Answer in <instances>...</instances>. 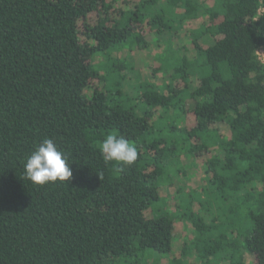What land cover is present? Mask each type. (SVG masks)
<instances>
[{"label":"trees","instance_id":"obj_1","mask_svg":"<svg viewBox=\"0 0 264 264\" xmlns=\"http://www.w3.org/2000/svg\"><path fill=\"white\" fill-rule=\"evenodd\" d=\"M161 2L199 24L175 33L176 78L140 83L127 107L124 64L95 59L129 40L142 51L164 26L157 0H0V264H264V0ZM113 132L137 147L132 166L102 158ZM46 138L68 183L26 178ZM194 163L193 187L180 180ZM175 220L191 238L173 257Z\"/></svg>","mask_w":264,"mask_h":264},{"label":"rangeland","instance_id":"obj_2","mask_svg":"<svg viewBox=\"0 0 264 264\" xmlns=\"http://www.w3.org/2000/svg\"><path fill=\"white\" fill-rule=\"evenodd\" d=\"M212 2V0H209ZM157 8L156 9H162L164 11V14H162L161 22L164 24V26L161 25V23L157 24L158 19L156 23L152 24L151 29H154V32L151 33L147 37V42L145 47L141 48L142 51L133 52L134 49H136V45H133L132 40H129L127 43H124L123 45H114L111 47L110 52L112 53L113 58L110 56L107 60L104 61V58L102 56H98L95 59L96 63H104L108 61V64H119L122 63L125 66V70L121 72V75L124 73L126 74L127 78L129 79L126 84H124V91L125 94L121 96H114V98H119L121 102H125V105L127 107H131V105H134V96H136L137 87L140 86V83H151L150 85H155L161 87L163 82H171L176 78L175 75V69L177 67L182 66V61L180 57L177 55L176 51V43L177 36L176 32H179L178 34H181L185 32L186 39L188 38V30L193 28H196L199 24V21H191L187 22L184 29L181 27V23L178 22L179 16L177 12H169L168 8L165 7V3L161 2V0H157L156 3ZM160 15V13H159ZM168 26V27H167ZM182 30V31H181ZM158 33H157V32ZM181 31V32H180ZM156 32V33H155ZM189 36H192L191 38H196L199 36V32L196 31H189ZM208 38V37H206ZM205 44L207 45L209 42H207V39H205ZM186 42V40H185ZM184 42V43H185ZM184 43H181L180 46ZM175 48V49H174ZM174 49V50H173ZM105 56H107L105 54ZM160 67L159 73H154V68ZM104 68V65L102 66ZM152 72V74H151ZM193 73L198 74L197 71H194ZM193 77V76H192ZM196 79V78H194ZM110 82H116L115 78H112L109 80ZM176 81V80H175ZM174 81V82H175ZM97 85V81L93 80L91 82V88ZM112 83L107 84V88L111 89ZM141 91L142 89H139ZM128 94V96L126 95ZM175 116V115H174ZM177 116V114H176ZM181 117V116H180ZM170 118L164 117L160 120V124L156 127V129L161 128L165 129L167 125L169 124ZM189 123L192 124V120H189ZM182 126V124H181ZM155 135V133H153ZM186 157L183 156L182 160L183 162H186ZM206 158V155L200 156L196 159L197 164H202L204 162V159ZM196 163H194L193 168L195 169L197 166ZM187 170L190 171L192 169H189L187 167ZM171 176V174L169 173ZM202 176V167L201 169L198 168L197 170H194V174L189 180L187 177H182L180 181L185 183L186 185H191L194 187V183L197 181L198 178ZM166 176L164 175L160 179V183L165 182ZM167 182V181H166ZM198 183V181H197ZM189 187V186H188ZM175 190V187L171 188L168 193H172ZM169 194V195H170ZM167 199V198H166ZM164 201V200H163ZM177 202L175 200H172L169 202V207L175 208ZM214 209V208H213ZM181 221L175 220V229L174 234L178 236V238L175 237V244L174 248L172 249V255L173 257L178 256L179 251H175V247L180 245L179 240L183 237H189L190 234L183 233L182 227L179 224ZM180 237V238H179ZM211 258H208V261L210 264H218L215 260L211 261ZM161 264H166L167 259H161ZM208 264V263H207ZM219 264H229V262L225 263H219Z\"/></svg>","mask_w":264,"mask_h":264},{"label":"clouds","instance_id":"obj_3","mask_svg":"<svg viewBox=\"0 0 264 264\" xmlns=\"http://www.w3.org/2000/svg\"><path fill=\"white\" fill-rule=\"evenodd\" d=\"M99 151L106 162L120 166H132L137 160V147L115 132L107 134L99 145ZM26 178L36 186L68 183L72 177L68 157L57 143L46 138L26 158Z\"/></svg>","mask_w":264,"mask_h":264},{"label":"built area","instance_id":"obj_4","mask_svg":"<svg viewBox=\"0 0 264 264\" xmlns=\"http://www.w3.org/2000/svg\"><path fill=\"white\" fill-rule=\"evenodd\" d=\"M258 60L264 65V51L260 50L257 52Z\"/></svg>","mask_w":264,"mask_h":264}]
</instances>
